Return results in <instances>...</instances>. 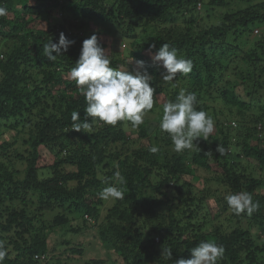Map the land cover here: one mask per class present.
Returning a JSON list of instances; mask_svg holds the SVG:
<instances>
[{"label": "trees", "instance_id": "1", "mask_svg": "<svg viewBox=\"0 0 264 264\" xmlns=\"http://www.w3.org/2000/svg\"><path fill=\"white\" fill-rule=\"evenodd\" d=\"M253 1L0 0L8 11L0 17V139L15 133L13 141L0 142V244L5 251L0 264L48 263L49 233L73 219L95 227L103 247L120 255L123 264H174L190 259V250L201 241L224 247L218 264H264V36L245 49L264 25V1ZM198 5L208 18L218 9L224 12L203 29ZM242 5L249 6L231 9ZM54 10L61 12V21L50 20ZM99 25L117 29L113 36H97L105 50L104 39L109 41L111 67L131 72L134 62L142 60L153 77L152 111L159 118L130 134L125 121L72 130L71 114L79 112L82 122L86 101L68 73L83 41ZM61 32L74 44L49 61L43 45L57 43ZM122 40L130 45L131 64L119 53ZM153 43L154 51L167 43L192 60V71L163 82L165 70L145 55ZM241 87L254 96L250 101L240 95ZM181 89L196 94V109L212 117L215 127L208 141H198L200 150L176 153L159 129L163 108L157 95H165L164 103L175 101ZM19 141L28 145L23 153L16 149ZM140 141L146 145L138 146ZM219 144L225 155L216 152ZM152 146L158 152H150ZM41 148L53 154V163L40 165ZM248 160L255 166L244 165ZM199 169L214 173L209 180L221 188L204 186L197 194L195 184L203 179ZM117 170L126 181L117 185L123 198L99 199L97 194L115 183ZM240 191L259 203L250 216L235 215L227 205L225 196ZM108 202L103 216L101 208ZM224 216H229L227 227L214 225ZM79 245L73 252L84 257L87 249ZM162 246L171 249L172 260L161 256ZM105 262L94 258L84 264Z\"/></svg>", "mask_w": 264, "mask_h": 264}, {"label": "clouds", "instance_id": "2", "mask_svg": "<svg viewBox=\"0 0 264 264\" xmlns=\"http://www.w3.org/2000/svg\"><path fill=\"white\" fill-rule=\"evenodd\" d=\"M7 14V9L0 7V17ZM72 44L74 41L67 39L61 32L57 43L50 40L43 45V57L54 62L63 52H67ZM155 49L156 44L153 43L149 45L147 51L152 64L165 70L162 75L163 82L171 83L176 79L177 73L188 74L192 71V60L179 56L177 50L170 48L167 43H163L158 50L154 51ZM134 63L135 69L131 72L128 68L115 69L110 66L109 55L99 43L96 34L83 41L79 59L75 67L70 69L68 76L85 97L86 107L82 122L79 112L74 111L71 114L74 122L72 130L84 132L85 129H92L97 124L115 126L121 121L130 122L134 128L144 123L147 112L153 109L155 102V90L151 87L153 77L148 73L145 61L136 60ZM197 103L195 93L181 89L175 101H168L163 105L159 129L168 134L172 150L176 153L193 148L200 150L198 141L201 139L208 141L214 131V120L206 112L197 110ZM158 150L156 146L149 149L152 153ZM226 151L221 144L216 148L220 155H225ZM113 179L114 184L103 188L97 194L99 199L114 201L123 198V189L117 185L126 184L125 178L117 170L113 174ZM225 200L235 215L250 216L259 208V203L253 200L252 194L248 191L227 194ZM224 251L222 245L212 241H201L190 250V259L181 258L175 260L174 264H218ZM4 256L5 251L0 244V260ZM161 256L172 260L171 249L162 246Z\"/></svg>", "mask_w": 264, "mask_h": 264}, {"label": "rangeland", "instance_id": "3", "mask_svg": "<svg viewBox=\"0 0 264 264\" xmlns=\"http://www.w3.org/2000/svg\"><path fill=\"white\" fill-rule=\"evenodd\" d=\"M264 0H255L253 1L252 4H256V3H260ZM251 5V4H249ZM249 5H242V6H233L231 7V9L233 10H239V9H246ZM198 13L201 15V17H198V23L200 25H202V28L204 29V27L206 29H209L210 27V23L212 22H216V20H218L217 18L221 15V13L224 12L223 9H218L215 13L214 16L211 15V18L206 17V9L205 7H201L199 8L198 5ZM43 18H44V22L46 23V19L47 16L46 14L43 13ZM55 17H58L60 19V21L63 19L62 14L60 11L54 10V14L53 16L50 18V20H52L53 18L56 20ZM41 22V21H37L34 24ZM56 22V21H55ZM54 22V23H55ZM54 23L52 22V24L54 25ZM117 32V29L115 26H109V25H99L97 27L93 28L92 33L96 34L97 36H99L100 34L103 35H111L113 36L114 33ZM261 36H264V25L260 26L256 31H254V33L251 36V43H249L245 49H250L252 47V44L254 42L257 41V39H259ZM105 42L108 44L107 46V54H113L112 48L109 45V41L107 39H104ZM124 45L126 47H124ZM122 49H121V57L126 59V63L130 64V59L128 56V51L130 48V45L128 42L122 40V45H121ZM117 51L115 50L114 54ZM145 55L148 57L149 60L150 57L148 56V53H145ZM110 56V55H109ZM242 88V87H241ZM240 89V88H238ZM244 89H240L238 90L240 95L243 96V98L247 101H250L254 96H252L249 93H245L243 91ZM158 96V104L163 108L164 102L166 100L165 95H157ZM167 101V100H166ZM208 103L210 102L209 100L207 101ZM215 105V104H214ZM217 109H219V105H216ZM159 110V109H158ZM157 110V111H158ZM159 118V113H154L152 110L148 111L145 118H144V123L143 124H147L149 122H154L156 120H158ZM235 121V120H234ZM126 122V129L128 130V133L130 134V131H136L138 127H130V122ZM142 124V125H143ZM2 131V130H1ZM14 132H8L6 134H4V138L0 139V142L8 140V141H13V139L15 138L14 136ZM23 136L25 137V135L23 134ZM133 137H136L135 135H133ZM136 139V138H135ZM145 144V142L140 141L139 145H143ZM146 145V144H145ZM28 148V145L24 144L22 141H19V144L16 145V149L20 152H24V150H26ZM132 148H136V145L132 146ZM41 154L42 157L40 159V165H47L49 163H53L54 161V156L53 154L45 148H41ZM234 155V154H233ZM251 163L250 168L255 166L254 162L255 161H246L244 162V165H247L248 163ZM20 163H18L17 167H20ZM198 175L200 177H202L204 179H201L199 182H197L195 184L196 186V193L198 194V190H203L204 186H206V188H211L212 190L221 188V185L219 183L210 181L209 179H212L214 177V173L212 172H204L203 170L199 169L198 170ZM205 180H209L208 183L205 182ZM262 192L264 193V189H262ZM201 194H199L200 196ZM110 203L112 202H108L107 204L104 205V207L102 206L101 211H102V215L104 216L106 214L107 208L111 205ZM210 206L212 207V209H214V212H217L218 209H216V203L214 200L210 201ZM208 204V208L210 207ZM56 214L55 213H48L45 218L46 219H52V217H54ZM54 215V216H53ZM71 218H73V216H70ZM229 216H224V218H220L217 221H214V225H225V227H227V225H229ZM88 219V218H86ZM72 228H81L82 231L77 233V232H72ZM255 232V231H254ZM83 242V244L86 247V252L85 255H83L84 257H82L81 255L75 253L74 254V250L76 248H79V244H81ZM49 247L51 249L50 253H49V258L50 260L47 262H45L44 264H55V262L58 260H60L63 264H84L85 261H88L90 259H104L106 260V262L104 264H123V258L114 253L113 251H109L106 247H103L101 241L98 239L97 237V229L91 225L89 226H84L83 224V220L81 219H73L71 220L70 224H67L65 226L56 228L54 231L49 233ZM12 250V249H11ZM116 254V255H115ZM80 260V261H79ZM1 261V260H0Z\"/></svg>", "mask_w": 264, "mask_h": 264}, {"label": "bare ground", "instance_id": "4", "mask_svg": "<svg viewBox=\"0 0 264 264\" xmlns=\"http://www.w3.org/2000/svg\"><path fill=\"white\" fill-rule=\"evenodd\" d=\"M116 67V66H115ZM116 210V209H115ZM24 221V220H23ZM116 255V254H115ZM58 260V259H57Z\"/></svg>", "mask_w": 264, "mask_h": 264}]
</instances>
